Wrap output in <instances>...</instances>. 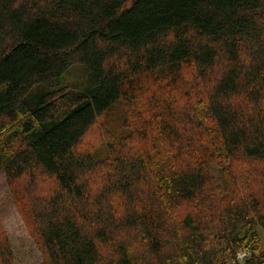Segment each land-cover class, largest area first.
Wrapping results in <instances>:
<instances>
[{
    "label": "trees",
    "instance_id": "obj_1",
    "mask_svg": "<svg viewBox=\"0 0 264 264\" xmlns=\"http://www.w3.org/2000/svg\"><path fill=\"white\" fill-rule=\"evenodd\" d=\"M73 65L90 90L59 87ZM184 65L193 120L159 125L154 155L122 148L125 116L105 156L82 149L141 75ZM166 132L186 150L161 154ZM39 170L54 186L25 218L42 264H236L242 248L263 264L264 0H0V171Z\"/></svg>",
    "mask_w": 264,
    "mask_h": 264
},
{
    "label": "rangeland",
    "instance_id": "obj_2",
    "mask_svg": "<svg viewBox=\"0 0 264 264\" xmlns=\"http://www.w3.org/2000/svg\"><path fill=\"white\" fill-rule=\"evenodd\" d=\"M195 73L196 70L194 68L184 65L181 72L174 78L172 76L165 77V74L160 75L157 72L141 75L138 79L140 83L137 84L134 90H128L124 94V98L122 97L121 102L118 103V106L113 108L114 120L112 123L109 122L110 120L106 116L95 122L82 141V149L95 150V152L101 151L99 155L101 157L105 156L107 153V139L114 137L112 131L113 133L117 131L115 125L119 123L121 116H125L127 118L126 126L130 127V129H120V133L124 135L122 148L146 149V151L154 155L156 145H152V137L162 128L166 129L168 127L159 125L168 122L173 124L175 128L176 117L184 124H191L193 119L183 117V115H185L186 111L192 115V110H186V107L191 103L190 97L193 94V96L199 95L194 92L195 88H197L192 80ZM43 87L45 88L43 85H35L28 97L30 99L37 98L43 92ZM59 87L87 91L93 87V83L81 65H73L63 75ZM121 106L125 108H121ZM196 123L206 127L204 123ZM209 125L211 129H214V124L209 123ZM197 126L196 124L192 126L195 132L202 129V127L198 128ZM170 133L166 132V135L158 141L157 145L162 147L160 149L161 154L167 149L175 152V154L177 153L176 151L182 152L186 150V143L182 142L177 145L170 142ZM180 146L182 149H178ZM219 153L220 151L217 152V154ZM234 172H236V169ZM40 173H42L41 170L34 176H24L15 179L13 180L15 184H12L5 172L0 171V228L2 229L1 231L10 237L16 253L17 264H42L41 252L36 248V244L33 243L34 241L28 230L29 225L25 218L26 210L30 206L32 207L30 200L34 197L45 198L44 192L54 186L52 178ZM260 233L262 247H264V233L262 230H260ZM243 249L251 251L247 248H242L238 251ZM236 264L240 263L236 261ZM245 264H247V261Z\"/></svg>",
    "mask_w": 264,
    "mask_h": 264
},
{
    "label": "built area",
    "instance_id": "obj_3",
    "mask_svg": "<svg viewBox=\"0 0 264 264\" xmlns=\"http://www.w3.org/2000/svg\"><path fill=\"white\" fill-rule=\"evenodd\" d=\"M250 256V251H247L245 249L240 250L237 252V260L240 264H245L246 260H248V257Z\"/></svg>",
    "mask_w": 264,
    "mask_h": 264
},
{
    "label": "crops",
    "instance_id": "obj_4",
    "mask_svg": "<svg viewBox=\"0 0 264 264\" xmlns=\"http://www.w3.org/2000/svg\"><path fill=\"white\" fill-rule=\"evenodd\" d=\"M235 263V262H234Z\"/></svg>",
    "mask_w": 264,
    "mask_h": 264
}]
</instances>
